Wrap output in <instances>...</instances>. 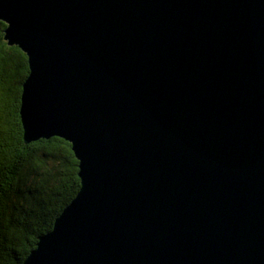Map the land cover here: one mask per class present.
<instances>
[{
	"label": "water",
	"instance_id": "1",
	"mask_svg": "<svg viewBox=\"0 0 264 264\" xmlns=\"http://www.w3.org/2000/svg\"><path fill=\"white\" fill-rule=\"evenodd\" d=\"M26 144L80 188L23 264H264V0H0Z\"/></svg>",
	"mask_w": 264,
	"mask_h": 264
},
{
	"label": "trees",
	"instance_id": "2",
	"mask_svg": "<svg viewBox=\"0 0 264 264\" xmlns=\"http://www.w3.org/2000/svg\"><path fill=\"white\" fill-rule=\"evenodd\" d=\"M0 22V264H23L80 188L71 145L51 137L26 144L20 120L26 55Z\"/></svg>",
	"mask_w": 264,
	"mask_h": 264
}]
</instances>
